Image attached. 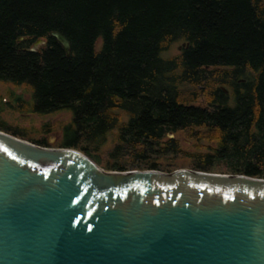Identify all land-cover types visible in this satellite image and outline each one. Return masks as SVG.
Returning a JSON list of instances; mask_svg holds the SVG:
<instances>
[{"label": "trees", "instance_id": "trees-1", "mask_svg": "<svg viewBox=\"0 0 264 264\" xmlns=\"http://www.w3.org/2000/svg\"><path fill=\"white\" fill-rule=\"evenodd\" d=\"M0 83L35 113L70 112L57 148L105 171L172 173L183 158L264 179V0H0Z\"/></svg>", "mask_w": 264, "mask_h": 264}, {"label": "water", "instance_id": "water-1", "mask_svg": "<svg viewBox=\"0 0 264 264\" xmlns=\"http://www.w3.org/2000/svg\"><path fill=\"white\" fill-rule=\"evenodd\" d=\"M0 264H264V179L105 171L0 130Z\"/></svg>", "mask_w": 264, "mask_h": 264}, {"label": "rangeland", "instance_id": "rangeland-1", "mask_svg": "<svg viewBox=\"0 0 264 264\" xmlns=\"http://www.w3.org/2000/svg\"><path fill=\"white\" fill-rule=\"evenodd\" d=\"M101 40L99 39L96 43V49L98 48ZM41 45L35 47V50H38ZM180 50L179 46H176L172 53L177 54ZM7 93L12 94V99H8L5 95ZM0 96L6 98L2 100V104L5 106L3 112L0 114V123L4 124L11 131L22 132L25 131L28 135V138H34L38 141L45 138L49 144L48 149H58V142L60 140V128L61 125L67 123L71 119V113L68 111H59L50 114H39L35 113L28 109L31 103V93L25 88H15L12 85L0 83ZM14 97L20 98L22 102L23 110L19 112V109H16L17 104L14 102ZM13 108V109H11ZM49 124L55 129V133L48 134L43 136L41 133L36 132L32 133V128H39L42 125ZM7 133V132H6ZM9 134V133H8ZM12 135V134H10ZM25 140V139H24ZM29 142V140H25ZM30 143V142H29ZM35 145V144H34ZM40 147V146H39ZM101 159H104V152L100 153ZM102 159V160H103ZM176 170L188 169L189 162L186 159L180 158L174 161ZM100 168H103L102 165H99ZM129 171H138V170H129ZM173 171V172H174ZM214 173L224 174V171H215Z\"/></svg>", "mask_w": 264, "mask_h": 264}]
</instances>
